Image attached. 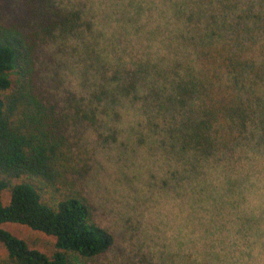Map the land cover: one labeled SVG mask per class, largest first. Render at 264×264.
Masks as SVG:
<instances>
[{
	"label": "trees",
	"instance_id": "1",
	"mask_svg": "<svg viewBox=\"0 0 264 264\" xmlns=\"http://www.w3.org/2000/svg\"><path fill=\"white\" fill-rule=\"evenodd\" d=\"M63 1L0 0V264H94L107 252L75 136L113 141L123 121L179 171L178 264H264V198L246 204L264 189V0H112L120 27L141 32L138 54L124 37L98 41L107 24L89 0ZM73 53L79 83L92 78L82 94L62 87ZM5 222L51 235L53 251Z\"/></svg>",
	"mask_w": 264,
	"mask_h": 264
},
{
	"label": "rangeland",
	"instance_id": "2",
	"mask_svg": "<svg viewBox=\"0 0 264 264\" xmlns=\"http://www.w3.org/2000/svg\"><path fill=\"white\" fill-rule=\"evenodd\" d=\"M111 1L89 0L94 12L102 13L100 20L107 24L95 28L99 35L98 41L102 43L107 38L124 37V46L133 47L136 50L134 53L138 54L144 44L141 32L129 33L130 28L120 27V20L110 8ZM95 18L97 21V16ZM68 56V69L63 76L62 87H69L82 94L86 91L83 85L88 87L92 78L87 76L83 85L79 83L78 75L83 71L79 53ZM121 112L123 115L128 114ZM128 124L123 121L116 126L118 136L113 141H99L92 130L82 129L75 136L85 149L90 165L88 174L81 178V185L91 200L94 218L113 235L111 247L96 258L94 264H178L188 236L185 212L182 210L185 207L184 200L179 204L172 188L175 183V177L170 174L172 164L170 161L165 162L156 151L149 156L144 153L141 144L134 142L136 136L141 139V129L129 127ZM122 136L125 138L121 142L119 137ZM258 157L263 158L261 155ZM175 176L176 180L180 178L179 171ZM8 197V190H2L1 203L6 204ZM247 198L246 204L250 206L258 198H264V189ZM1 226L24 240L31 248L45 254H50L54 249V238L51 235L18 223L5 222ZM4 253L0 244V255Z\"/></svg>",
	"mask_w": 264,
	"mask_h": 264
}]
</instances>
